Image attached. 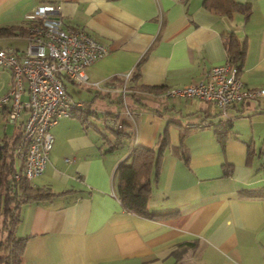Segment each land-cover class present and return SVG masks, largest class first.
<instances>
[{
    "label": "crops",
    "instance_id": "0c3cea01",
    "mask_svg": "<svg viewBox=\"0 0 264 264\" xmlns=\"http://www.w3.org/2000/svg\"><path fill=\"white\" fill-rule=\"evenodd\" d=\"M235 1L250 3L249 13L228 14L205 0H0V27L25 25L37 6L52 4L65 26L108 47L87 69L80 97L65 79L88 112L52 129L50 161L31 182L55 195L21 207L15 234L29 236L21 264H264V198L242 193L264 190V95L225 115L200 98L164 94L225 63L230 34L247 47L243 81L264 88V0ZM21 41L28 45L26 34L3 36L0 48L23 51ZM11 81L0 69V95ZM115 114L128 137L104 122ZM27 116L9 122L0 108V143L12 142ZM227 120L222 143L215 126ZM185 128L192 129L181 137ZM166 132L170 147L148 200L155 216H141L119 198L118 168L136 145L158 149Z\"/></svg>",
    "mask_w": 264,
    "mask_h": 264
},
{
    "label": "built area",
    "instance_id": "2783aa9c",
    "mask_svg": "<svg viewBox=\"0 0 264 264\" xmlns=\"http://www.w3.org/2000/svg\"><path fill=\"white\" fill-rule=\"evenodd\" d=\"M27 18L35 23L29 26L26 49L0 48V69L12 74L10 88L0 95V108L6 109L9 122H16L22 112H28L15 153L24 163L22 173L32 179L43 174L50 161L55 141L53 127L61 118L72 117L85 107L84 102L69 94L65 79L87 84V69L108 53V47L83 29L65 26L55 5L41 4ZM126 94L125 87L123 98ZM164 94L197 97L215 104L227 115L228 106L257 99L264 95V88L247 86L238 67L228 59L212 66L200 80L167 88ZM118 116H106V125L120 129Z\"/></svg>",
    "mask_w": 264,
    "mask_h": 264
},
{
    "label": "trees",
    "instance_id": "16d2710c",
    "mask_svg": "<svg viewBox=\"0 0 264 264\" xmlns=\"http://www.w3.org/2000/svg\"><path fill=\"white\" fill-rule=\"evenodd\" d=\"M205 5L215 10L241 11L246 14L250 11V3H238L235 0H205ZM35 20L29 19L27 24H11L0 27V37L16 34H28L29 26ZM229 61L238 67L241 73L247 47L244 42L237 40L234 34L227 38ZM134 74V73H133ZM138 73L134 75L136 78ZM87 108H81L74 116H83ZM231 121H221L215 126L218 139L224 143L229 137L232 128ZM117 135L128 137L127 123L122 122L120 129L111 128ZM192 128H185L186 131ZM23 137V128L12 142L0 143V264H21V256L25 251L29 236H17L15 230L21 221V207L29 202L51 200L55 192L47 187L35 186L31 179L23 173V161L17 165L16 148ZM121 137L116 139L119 144ZM159 147L136 145L131 152V162L122 163L118 168V195L123 205L130 211L141 216H155L149 211L148 200L152 191V175L157 173L162 162L164 151L170 147L168 132L159 140ZM114 146V145H113ZM112 146V148H113ZM187 159V158H186ZM19 174L17 177L16 175ZM244 194L264 198V190L245 191Z\"/></svg>",
    "mask_w": 264,
    "mask_h": 264
},
{
    "label": "rangeland",
    "instance_id": "374dc122",
    "mask_svg": "<svg viewBox=\"0 0 264 264\" xmlns=\"http://www.w3.org/2000/svg\"><path fill=\"white\" fill-rule=\"evenodd\" d=\"M16 42L18 43V41H16ZM20 44L22 45L21 47H23V48H21V50H25L27 47L26 41H21ZM66 82L68 83L69 91L72 92L76 97H80V93L83 92L84 85L73 83L72 81H69L67 79H66ZM122 109H123V112L125 113L126 107L124 105H122ZM92 120H94L93 117H92ZM95 120L99 123L100 126H102L104 128L102 119H95ZM104 122H105V120H104Z\"/></svg>",
    "mask_w": 264,
    "mask_h": 264
}]
</instances>
